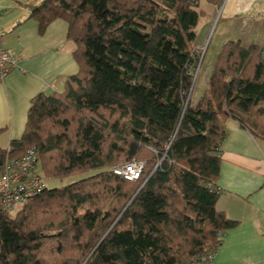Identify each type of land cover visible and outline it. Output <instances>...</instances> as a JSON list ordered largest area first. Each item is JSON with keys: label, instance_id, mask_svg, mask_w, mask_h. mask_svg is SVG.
<instances>
[{"label": "trees", "instance_id": "16d2710c", "mask_svg": "<svg viewBox=\"0 0 264 264\" xmlns=\"http://www.w3.org/2000/svg\"><path fill=\"white\" fill-rule=\"evenodd\" d=\"M198 2L31 7L40 33L66 23L78 71L31 100L0 168L35 147L47 179L95 173L0 213V264H179L216 252L237 226L216 208L220 146L228 119L264 140V59L257 46L225 43L193 104ZM132 160L144 162L138 181L112 173Z\"/></svg>", "mask_w": 264, "mask_h": 264}, {"label": "crops", "instance_id": "0c3cea01", "mask_svg": "<svg viewBox=\"0 0 264 264\" xmlns=\"http://www.w3.org/2000/svg\"><path fill=\"white\" fill-rule=\"evenodd\" d=\"M41 1L0 0L2 46L18 62V68L0 82V146L4 149L21 138L31 100L61 92L66 78L78 71L73 45L66 39V23L55 20L43 33L38 31L31 7ZM197 10L203 20L196 28L197 38L206 36V41L195 44L202 53L200 73L212 47L208 78L225 43L264 47V0H200ZM224 129L216 208L238 224L221 238L212 264H264V140L233 119L225 122Z\"/></svg>", "mask_w": 264, "mask_h": 264}, {"label": "built area", "instance_id": "2783aa9c", "mask_svg": "<svg viewBox=\"0 0 264 264\" xmlns=\"http://www.w3.org/2000/svg\"><path fill=\"white\" fill-rule=\"evenodd\" d=\"M199 0H190L198 2ZM1 16V12H0ZM0 37V82L18 68L11 51L3 48ZM260 54L264 59V47ZM144 162L132 160L112 167V173L129 182L141 178ZM45 177L39 171V153L35 147L26 149L17 157L7 158L0 168V213L11 214L40 195L45 189ZM215 251L196 259H186L179 264H212Z\"/></svg>", "mask_w": 264, "mask_h": 264}, {"label": "rangeland", "instance_id": "374dc122", "mask_svg": "<svg viewBox=\"0 0 264 264\" xmlns=\"http://www.w3.org/2000/svg\"><path fill=\"white\" fill-rule=\"evenodd\" d=\"M200 21H201V18H200ZM202 21H201V23H202ZM212 32L213 31H211L209 33V35L207 36V37H209L207 41H210L211 36H212ZM201 41H203V42L206 41V36H205V39L202 40V35L199 34L195 44L199 45L201 43ZM211 52H212V47L210 46L209 51H208V55L206 56L205 61L202 65V67L204 66V68H202L201 73L199 72L200 74L197 73V75H196L197 78H196L194 88L192 91V95H191V102L193 104L198 99L199 95L203 92L204 89H202V87L204 88L206 86V83L208 80V64H210L209 57H210ZM204 69H206V71ZM39 171H40V168H39ZM94 173H95V171H89L86 173L75 174V175H72L69 177H65L63 179H47V178H45L46 179L45 180V186L47 189L62 188L68 184H71V183H74V182L79 181L81 179H84L86 177H89V176L93 175ZM12 214H14V213H12Z\"/></svg>", "mask_w": 264, "mask_h": 264}]
</instances>
